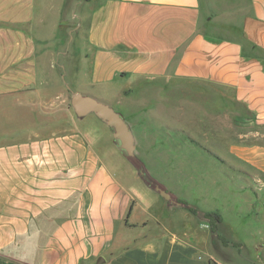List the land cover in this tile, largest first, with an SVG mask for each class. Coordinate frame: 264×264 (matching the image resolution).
Instances as JSON below:
<instances>
[{
	"label": "crops",
	"instance_id": "crops-1",
	"mask_svg": "<svg viewBox=\"0 0 264 264\" xmlns=\"http://www.w3.org/2000/svg\"><path fill=\"white\" fill-rule=\"evenodd\" d=\"M67 1L0 0V264H264V196H247L264 187V143L244 141L264 127V0H97L79 55L82 90L129 124L146 112L154 128L188 131L161 107L232 122L227 159L253 176L231 201L246 237H228L216 207L198 209L220 214L216 231H197L200 214L119 175L85 116L61 117L68 67L48 45L62 12L74 16Z\"/></svg>",
	"mask_w": 264,
	"mask_h": 264
},
{
	"label": "rangeland",
	"instance_id": "rangeland-1",
	"mask_svg": "<svg viewBox=\"0 0 264 264\" xmlns=\"http://www.w3.org/2000/svg\"><path fill=\"white\" fill-rule=\"evenodd\" d=\"M75 1L74 16L72 17L67 10L62 12L63 20L59 25L58 34L54 41L48 45L53 60L56 59V67L60 73H62L65 65L68 67V71H65L62 77V92L66 94L67 98L65 99V105L63 103L64 108L61 111V117L66 114L65 107L71 112L73 111L69 102L70 89L73 85L72 78L75 77L74 83L83 93H86L82 89L87 87L89 81L90 60H80L79 55L85 49L84 37L88 15L97 0H69L67 3L73 7ZM69 33L72 34L71 39ZM67 52L68 55H66ZM66 84L69 88L66 87ZM151 99V96H146L145 103L147 106L153 102ZM110 105L112 106V104ZM112 107L119 111L116 106ZM192 109L196 111L195 107ZM160 111L162 117L167 115L170 118L179 119L189 129L180 132L179 127H169L165 122H160L159 126L157 124V127L154 128L150 125L146 112L142 114L144 122L139 123L136 120L129 124L125 118L135 137V154L137 158L153 179L174 195H178L181 199L187 201L188 204L197 209L216 207L223 210L226 217L225 229L228 237H232V231L238 236L246 237L244 228L241 226L243 220L239 221L235 214L239 206H234L232 219L231 201L232 196L233 199H239L241 196L239 192L243 190L240 187L242 179L253 178V176L247 172L232 170L230 161L227 159L228 145L232 142V122L225 119L224 116L221 117L222 120L219 123L209 119L202 122L193 113H179L171 109L166 110L164 107H161ZM83 122L87 126L94 127L93 131L99 136L102 145L107 150L109 149L110 163L114 165L123 179L130 181L133 188L143 194L148 193L159 196L138 175L136 166L117 148L112 138L111 129L104 122L99 120L93 113L86 115ZM246 132L248 136L245 137L244 141L264 143V127L252 125ZM213 133H215V136ZM258 186L253 183V191H250L251 193L247 196H252L253 200L257 195L264 196V187L258 189ZM200 216L202 215L200 214ZM201 220H197V225H194L197 231H200L199 226L203 224V220L208 221L203 217ZM248 238H251V236H248Z\"/></svg>",
	"mask_w": 264,
	"mask_h": 264
},
{
	"label": "water",
	"instance_id": "water-1",
	"mask_svg": "<svg viewBox=\"0 0 264 264\" xmlns=\"http://www.w3.org/2000/svg\"><path fill=\"white\" fill-rule=\"evenodd\" d=\"M69 38H72L71 33H69ZM66 87L69 88L67 84ZM69 102L77 117H84L93 113L104 122L111 129L112 138L117 148L136 166L138 175L144 179L146 184L170 203L180 204L169 190L148 174L142 162L137 158L133 131L121 112L95 96L72 89H70Z\"/></svg>",
	"mask_w": 264,
	"mask_h": 264
},
{
	"label": "trees",
	"instance_id": "trees-1",
	"mask_svg": "<svg viewBox=\"0 0 264 264\" xmlns=\"http://www.w3.org/2000/svg\"><path fill=\"white\" fill-rule=\"evenodd\" d=\"M178 201L181 202L183 205L187 206L192 213L201 214L203 218L209 221L211 230L214 232L216 231L218 223L221 222V216L219 213H217L216 211L199 212V210L196 207L189 205L187 201L181 198H178ZM222 240L224 243H226V240H224L223 238ZM210 264H217V263L214 261H210Z\"/></svg>",
	"mask_w": 264,
	"mask_h": 264
}]
</instances>
